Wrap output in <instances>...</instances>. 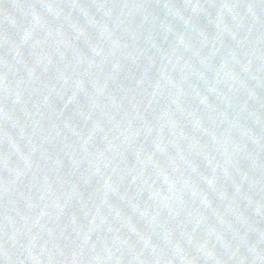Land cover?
Masks as SVG:
<instances>
[{"label":"water","instance_id":"obj_1","mask_svg":"<svg viewBox=\"0 0 264 264\" xmlns=\"http://www.w3.org/2000/svg\"><path fill=\"white\" fill-rule=\"evenodd\" d=\"M0 264H264V0H0Z\"/></svg>","mask_w":264,"mask_h":264}]
</instances>
